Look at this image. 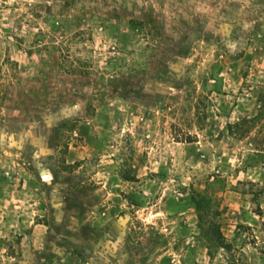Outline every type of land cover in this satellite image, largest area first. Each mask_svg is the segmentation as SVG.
Instances as JSON below:
<instances>
[{"label":"rangeland","instance_id":"1","mask_svg":"<svg viewBox=\"0 0 264 264\" xmlns=\"http://www.w3.org/2000/svg\"><path fill=\"white\" fill-rule=\"evenodd\" d=\"M0 264H264V0H0Z\"/></svg>","mask_w":264,"mask_h":264},{"label":"trees","instance_id":"2","mask_svg":"<svg viewBox=\"0 0 264 264\" xmlns=\"http://www.w3.org/2000/svg\"><path fill=\"white\" fill-rule=\"evenodd\" d=\"M130 180V178L128 179ZM201 196L199 197L200 199H196L197 197H193V199L195 198V204H196V207H197V210H198V214H199V219L200 221H204V215H203V212L205 210V207H203V202L206 200V198L204 196H202V194H200ZM216 232L219 233V239H218V246L221 248V249H225V250H231L232 249V244L230 243H227L225 241V237L221 231V228H216ZM207 235L209 236V233H207ZM208 249L210 250V247H208Z\"/></svg>","mask_w":264,"mask_h":264}]
</instances>
